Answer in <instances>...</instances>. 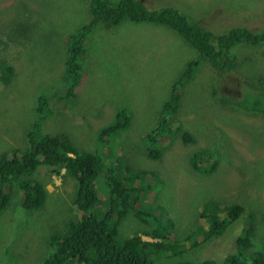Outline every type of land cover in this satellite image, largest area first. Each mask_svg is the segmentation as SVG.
<instances>
[{
	"label": "rangeland",
	"instance_id": "rangeland-1",
	"mask_svg": "<svg viewBox=\"0 0 264 264\" xmlns=\"http://www.w3.org/2000/svg\"><path fill=\"white\" fill-rule=\"evenodd\" d=\"M140 1L152 10L174 7L217 34L244 25L264 29V0ZM89 2L0 0V156L29 145L28 131L37 116V98L42 97L46 134L68 135L82 151L100 150L104 163L125 175L127 170L129 175L148 171L144 205L167 209L182 234L198 231L200 237L199 227H207L201 213L211 200L238 203L256 217V243L264 245V114L220 104L210 92L211 70L201 67L183 83L180 108L171 118V133L161 140L162 149L150 146L145 138L196 51L171 29L153 23L125 21L116 30L96 28L86 35L79 30L91 18ZM78 32L85 43L82 71L67 105L60 102L68 89L64 63L69 39ZM237 48L247 64L242 66L244 75L232 74L234 80L253 72L247 60L251 54L256 60L250 65L264 69V44ZM4 66L13 67L14 77L7 82L1 80ZM120 108L132 113L131 126L101 146L99 132L114 123ZM153 147L160 150L159 157L151 154ZM197 154L204 171L194 168ZM213 165L216 170L211 172ZM35 175L48 190L49 202L43 210L26 211L21 196L14 194L0 214V264H43L52 229L70 226L72 216L79 218L76 211L70 212L74 177L49 165L39 167ZM137 177L127 182L133 184ZM128 219L121 226L124 235L152 241L144 234L145 225Z\"/></svg>",
	"mask_w": 264,
	"mask_h": 264
},
{
	"label": "trees",
	"instance_id": "trees-1",
	"mask_svg": "<svg viewBox=\"0 0 264 264\" xmlns=\"http://www.w3.org/2000/svg\"><path fill=\"white\" fill-rule=\"evenodd\" d=\"M89 1L91 18L79 30L86 35L96 28L116 30L125 21L153 23L171 29L196 51V58L187 63L170 98L163 104L157 125L145 138L150 146L162 149L161 140L171 133V118L180 108L183 83L192 80L202 68L211 70L214 82L210 83L213 88L210 92L220 104L250 115L264 114V69L259 70L257 65L255 70L256 65H250L254 54L247 58L253 72L247 71L248 75L242 80L232 78L233 73L244 75L245 72L242 66L246 59L238 56L237 47H261L264 29H249L244 25L217 34L174 7L152 10L140 0ZM84 49V35L73 34L64 63L67 96L60 100L67 105L75 96ZM1 72L2 82L14 77L11 66L1 67ZM42 101V97L37 98V116L28 131L29 145L0 156V214L9 208L16 192L26 211H40L47 206L49 192L35 175L43 165L65 170L76 179L70 212L76 211L79 218L72 216L70 226L52 229L48 256L43 264H264V245L256 243V217L247 207L238 203L220 205L211 200L201 213L207 227H199L200 237L197 238L198 231L182 234L171 221L174 215L167 209L144 205V194L149 190L144 185L148 171L137 174L140 176L135 179L138 183L129 184L127 180L137 175H129V170L125 175L124 171L108 167L100 150L82 151L68 135L46 134ZM132 119L128 109L120 108L114 123L99 132L100 145L104 146L114 135L127 130ZM159 149L156 151L153 147L151 154L159 157ZM201 154H197L193 162L198 171H204L197 162ZM215 170L213 165L211 172ZM217 208H221L223 217ZM63 209L61 207L59 213ZM130 216L145 225L144 234L152 241H145L138 234L131 236L121 232L122 224ZM223 236L229 240L223 241ZM216 241L221 244H214Z\"/></svg>",
	"mask_w": 264,
	"mask_h": 264
}]
</instances>
